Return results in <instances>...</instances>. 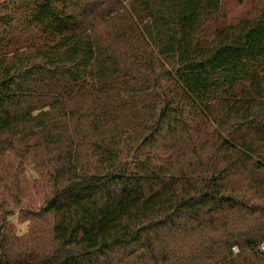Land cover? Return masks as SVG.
I'll use <instances>...</instances> for the list:
<instances>
[{"label": "trees", "instance_id": "obj_1", "mask_svg": "<svg viewBox=\"0 0 264 264\" xmlns=\"http://www.w3.org/2000/svg\"><path fill=\"white\" fill-rule=\"evenodd\" d=\"M220 7L33 0L23 27L0 19V141L53 168L30 214L51 228L0 230V264H264V8L209 32ZM31 28L42 43L17 48Z\"/></svg>", "mask_w": 264, "mask_h": 264}, {"label": "rangeland", "instance_id": "obj_2", "mask_svg": "<svg viewBox=\"0 0 264 264\" xmlns=\"http://www.w3.org/2000/svg\"><path fill=\"white\" fill-rule=\"evenodd\" d=\"M32 1L0 0V19L11 18L15 26L23 27V19L27 16ZM263 8L264 0H221L220 12L216 21L208 26L212 27L208 31L211 32L217 25L234 26L242 20L251 19ZM2 28L0 26V29ZM35 31L31 28L24 38L27 43L21 41L16 47L41 44L43 38L38 37ZM208 37L203 36L202 39ZM14 42H11L10 46L3 45L1 51L13 50ZM125 115L128 114L125 112ZM131 120L135 121L133 117ZM7 141H0V230L5 229L18 237L28 235L32 229L39 234L41 231L47 232L51 228V220H39L34 223L30 214L38 212L48 197V173L53 171L49 158L33 152L25 154L20 148L18 150L17 147L8 146ZM85 153L89 154V150ZM87 163L95 165L96 159L90 157L84 165Z\"/></svg>", "mask_w": 264, "mask_h": 264}]
</instances>
